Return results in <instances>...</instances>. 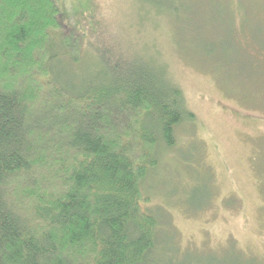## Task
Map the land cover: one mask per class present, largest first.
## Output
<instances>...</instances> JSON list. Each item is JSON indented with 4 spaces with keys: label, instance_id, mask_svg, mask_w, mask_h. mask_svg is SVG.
<instances>
[{
    "label": "trees",
    "instance_id": "1",
    "mask_svg": "<svg viewBox=\"0 0 264 264\" xmlns=\"http://www.w3.org/2000/svg\"><path fill=\"white\" fill-rule=\"evenodd\" d=\"M65 3L0 0V264H173L143 187L191 119L184 95L152 73L76 89L67 76L90 54L64 31ZM255 43L245 57L264 64Z\"/></svg>",
    "mask_w": 264,
    "mask_h": 264
},
{
    "label": "rangeland",
    "instance_id": "2",
    "mask_svg": "<svg viewBox=\"0 0 264 264\" xmlns=\"http://www.w3.org/2000/svg\"><path fill=\"white\" fill-rule=\"evenodd\" d=\"M177 8L171 16L140 0H66L64 31H78L90 54L67 78L86 90L107 73H152L180 88L191 119L172 148L157 150L143 187L160 226L156 252H171L173 264H264V64L245 57L258 56L256 41L264 49V0Z\"/></svg>",
    "mask_w": 264,
    "mask_h": 264
}]
</instances>
